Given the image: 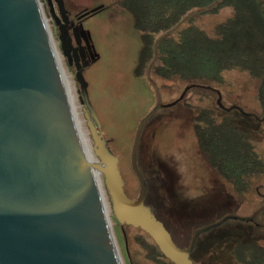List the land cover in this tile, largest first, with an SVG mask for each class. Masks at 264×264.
Returning <instances> with one entry per match:
<instances>
[{
	"label": "water",
	"instance_id": "1",
	"mask_svg": "<svg viewBox=\"0 0 264 264\" xmlns=\"http://www.w3.org/2000/svg\"><path fill=\"white\" fill-rule=\"evenodd\" d=\"M55 2L67 26L64 2ZM81 28L95 51L91 33L83 24ZM60 34L61 48L68 55L67 34L64 29ZM84 70L77 62L75 76L94 162L86 158L40 1L0 0V264H123L111 231L102 176L121 226L143 230L173 264H194L190 256L196 237L207 229L197 233L190 248L177 247L146 205L148 187L138 168L142 130L165 106L160 101L136 130L131 166L140 193L133 201L126 192L121 160L103 139Z\"/></svg>",
	"mask_w": 264,
	"mask_h": 264
},
{
	"label": "rangeland",
	"instance_id": "2",
	"mask_svg": "<svg viewBox=\"0 0 264 264\" xmlns=\"http://www.w3.org/2000/svg\"><path fill=\"white\" fill-rule=\"evenodd\" d=\"M39 1L62 71L75 92L73 97L76 98L74 103L81 120V131L93 146L75 76L76 68L64 56L50 4L56 18L61 20L59 8L53 0ZM63 2L71 21L83 12L106 7L86 18L83 24L84 30L91 33L92 46L98 56L96 62L85 68L83 76L88 84L90 103L100 120L103 139L121 160L120 169L129 198L134 201L140 193L131 166L136 130L161 101L165 107L146 124L138 144V168L148 187L147 207L168 229L180 249L190 248L197 233L207 229L196 237L190 256L194 264H209L213 256L218 264H225L224 260L230 258V251L238 240L249 239L263 244L264 178L251 192L237 193L207 165L199 152L192 127L193 114L202 108L217 115L232 114L242 128L257 133L258 152L264 157V113L257 99V81L244 72H229L221 84L211 86L167 82L151 73L143 79L137 78L134 69L139 61L142 40L131 15L118 8L115 0ZM229 13L227 8L218 14L204 16L199 22L210 27L226 19ZM185 93L183 100L174 104ZM101 181L119 257L123 264H130L128 248L133 247L131 238L135 231L119 224L103 176Z\"/></svg>",
	"mask_w": 264,
	"mask_h": 264
},
{
	"label": "trees",
	"instance_id": "3",
	"mask_svg": "<svg viewBox=\"0 0 264 264\" xmlns=\"http://www.w3.org/2000/svg\"><path fill=\"white\" fill-rule=\"evenodd\" d=\"M115 4L131 15L141 33L137 78L151 73L167 82L211 86L221 84L229 72H244L259 85L257 99L264 113V0H115ZM227 8L226 19L210 27L200 24L202 17ZM105 9L102 6L97 13ZM193 115L192 127L207 165L237 193L251 192L264 178L257 133L242 128L232 114L202 108ZM261 212L264 218V209ZM132 229L130 264H173L143 230ZM213 257L209 264H218ZM224 261L264 264V243L238 240Z\"/></svg>",
	"mask_w": 264,
	"mask_h": 264
},
{
	"label": "flooded vegetation",
	"instance_id": "4",
	"mask_svg": "<svg viewBox=\"0 0 264 264\" xmlns=\"http://www.w3.org/2000/svg\"><path fill=\"white\" fill-rule=\"evenodd\" d=\"M53 1L56 4L55 0ZM56 6L58 5L56 4ZM59 12H60V8H59ZM96 14L98 13H94V14L91 13L84 18H80V16L82 15H76L74 20L72 21L68 18L69 22L67 26H65L64 21L62 20L61 12H60L61 20L58 19V22L56 21V25L59 29V34L61 32V29L65 30L67 34V42L69 43L67 47L71 49L68 55L64 54V56L66 57L69 64L75 65V68H76L77 62L82 67H85V68H87V66L90 65L91 63L96 62L97 55L95 54V51L93 50V48L90 47V45L86 43L85 39L87 40L88 36L86 34L85 35L86 38L84 37V33L81 28V25L84 24V22L86 21V18L92 15H96Z\"/></svg>",
	"mask_w": 264,
	"mask_h": 264
},
{
	"label": "bare ground",
	"instance_id": "5",
	"mask_svg": "<svg viewBox=\"0 0 264 264\" xmlns=\"http://www.w3.org/2000/svg\"><path fill=\"white\" fill-rule=\"evenodd\" d=\"M51 34V33H50ZM59 57V56H58ZM62 63V62H61ZM63 76H64V72H63ZM65 82H66V86H67V90L69 91V94H70V98H71V103L73 104V107H74V114H75V119H77L78 121V125H79V128H80V133L82 135V140H83V147H85V153H86V158L88 159V161H92L94 162V159L92 158V149H93V146L91 145L89 139L87 138V136L82 133L81 131V120L80 118L78 117V113H77V106L76 104L74 103L75 101V97H73V93L74 90L71 88V83L70 81L67 79V77L65 76ZM75 98V99H74Z\"/></svg>",
	"mask_w": 264,
	"mask_h": 264
}]
</instances>
